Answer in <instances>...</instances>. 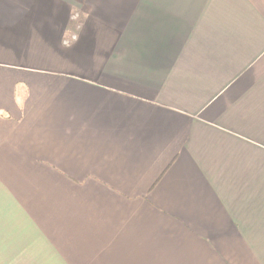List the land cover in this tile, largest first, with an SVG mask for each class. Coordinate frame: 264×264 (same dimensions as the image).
I'll use <instances>...</instances> for the list:
<instances>
[{
    "label": "crops",
    "instance_id": "0c3cea01",
    "mask_svg": "<svg viewBox=\"0 0 264 264\" xmlns=\"http://www.w3.org/2000/svg\"><path fill=\"white\" fill-rule=\"evenodd\" d=\"M0 264H264V0H0Z\"/></svg>",
    "mask_w": 264,
    "mask_h": 264
}]
</instances>
